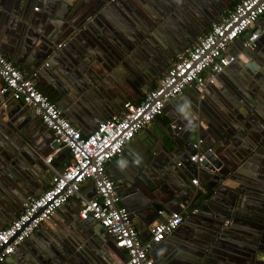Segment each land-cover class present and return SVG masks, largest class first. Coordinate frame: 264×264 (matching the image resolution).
I'll return each instance as SVG.
<instances>
[{"label": "crops", "instance_id": "0c3cea01", "mask_svg": "<svg viewBox=\"0 0 264 264\" xmlns=\"http://www.w3.org/2000/svg\"><path fill=\"white\" fill-rule=\"evenodd\" d=\"M239 1L49 0L44 5L42 0H0V52L25 76L34 80L36 87L58 106L74 127L83 135L89 134L100 122L121 115L125 102H140L149 92L148 88L156 87L175 57L189 49L197 37L206 34L211 24L230 12ZM45 7L55 10V16L45 12ZM263 28L264 16L228 46L227 54L237 55L240 59L218 77L222 82L220 86L218 84L214 88L209 85L202 90L195 85L186 88L180 96L165 104L163 114L155 118L148 128L135 135L129 143L130 157L122 154L107 164L106 171L113 181L119 178L130 187L122 195L118 189L117 192L120 205L128 209L141 239L148 238L149 229L158 219V211L154 212L150 207L158 205L165 210V203L154 197V193L160 189L153 190V185H147L137 177L136 180L130 178L128 169L132 166L131 159L137 156L143 145L151 141L157 140L173 148L174 144L167 135L171 133L170 124L178 123L184 128L186 124H195L193 134L204 132L214 136L226 123L225 116L228 119L227 114H231L234 109L233 105L228 104V99L242 112L246 111L244 103L254 108L257 97L264 96V78L261 73L254 74L245 68L247 59L241 55L242 43L247 33ZM52 39L63 44L65 49L43 59L50 61L49 68L42 66L32 70L34 67H31L32 73L38 74L36 78L26 75L22 69L25 67L23 63L32 65L35 54L37 58L42 56L47 47L46 42ZM256 44L255 48L261 54L254 58L253 64L257 66L262 63L260 57H264V35L258 38ZM23 46L26 48L25 56L21 55ZM209 91H214L213 96L209 97ZM0 102L3 106L7 105V111H14L17 115L25 110L9 97L0 95ZM187 110L183 118L182 113ZM254 122L260 135H264V121L256 119ZM20 125L23 134L16 133L17 137L25 143L30 155L37 158L36 161L28 158L26 163L19 166L21 168L17 173H20L16 176L18 186L6 191L0 185V229L10 224L20 213L10 205L7 196L16 206H20L26 198L41 194L50 183V172L42 160L51 152V133L35 116L25 117ZM7 129L5 118H0V147L2 144H13V137L7 136ZM198 139L196 136L194 143ZM228 146H232L230 150L233 155L240 152L238 170L242 174L241 179H251L253 183L236 185L231 180L225 182L227 191L234 189L236 193L242 187L246 192V196L237 194L240 204L236 202L237 207L230 213L231 226L215 224L206 213L200 215L202 218H186L175 232L152 249L154 262L264 264V218L258 219L262 208L255 203L256 194L253 191L254 186L264 182V149H259V154L248 158L235 144L224 143L225 148ZM185 152L193 153L192 147H187ZM64 161L62 156L54 159L53 164L58 168ZM179 162L182 163L180 169L191 173L189 167L192 163L186 159ZM243 174L253 177L245 178ZM189 178L191 186H195L191 180H199L198 175H189ZM222 190L230 201L233 194ZM82 191L87 192L88 196L92 194L91 186H84ZM183 204L200 210L203 206H193L192 201ZM60 209L59 213L55 212L54 218L45 222L19 247L23 255L30 256L31 249L48 243L51 231L57 228L78 250H82L79 251L80 256L88 264H120L124 261L122 254L125 257L126 254L116 252L111 237L98 230L100 228L94 222L84 223L79 219L77 200L68 201ZM71 220L77 223L75 227H71ZM17 256L23 260L20 254Z\"/></svg>", "mask_w": 264, "mask_h": 264}, {"label": "built area", "instance_id": "2783aa9c", "mask_svg": "<svg viewBox=\"0 0 264 264\" xmlns=\"http://www.w3.org/2000/svg\"><path fill=\"white\" fill-rule=\"evenodd\" d=\"M262 16L264 0H240L230 12L213 22L209 31L198 37L189 49L175 57L156 87L140 102H125L121 115L100 122L88 135L74 127L58 106L36 87L34 80L0 52V95L7 94L11 100L26 106L53 135L49 143L51 152L42 160L50 172L49 186L38 196L27 198L18 216L0 229V264L71 200L79 203L81 221L89 218L97 221L113 239L115 248L126 254V261L120 264H154L150 256L152 249L175 232L185 217L198 213V209L185 204L168 212L160 209L158 217L164 218L151 226L148 238L143 240L130 213L120 205L117 187L106 166L123 153L139 131L163 114L168 101L192 85L199 90L218 85V77L234 60L227 54L228 46L252 29ZM250 33L242 43L245 50L256 47L264 28ZM169 128L175 130L176 125L170 124ZM201 142L197 140L192 144L193 153L187 156L188 162L203 161L204 156L199 151ZM63 150L67 157L57 169L54 158ZM191 183L198 186V179ZM84 186L93 187L91 196L82 191Z\"/></svg>", "mask_w": 264, "mask_h": 264}, {"label": "water", "instance_id": "95a60500", "mask_svg": "<svg viewBox=\"0 0 264 264\" xmlns=\"http://www.w3.org/2000/svg\"><path fill=\"white\" fill-rule=\"evenodd\" d=\"M42 1L44 5H47V1L49 0ZM48 9L50 8L45 7L44 11L50 13L51 16L54 17L56 11ZM250 34L251 33H247L245 37L248 38ZM46 44L47 47L43 51L44 53L47 51V54L43 53L42 56H40L39 58H37V54H35L34 58L37 61L32 58V65L28 63H23L25 64V67H22V69L26 75H31V77L36 78L38 74L37 72L32 73V70H38V68L42 66H44L45 68H49L50 61L43 59H46L47 57L50 58V55L53 53H57L59 51L61 52L63 50L62 48L65 49V46H63V44H61V47H58V45L60 44L54 39H52L49 43L46 42ZM257 45L258 44H256V46ZM256 48L248 52L243 49L241 55L243 58L247 59V61L245 62V68L254 74L261 73L264 78V57H260L262 59V63L260 65L256 66L253 64L254 58H258V56H261L258 49ZM22 54L24 56L26 55V48L24 46L21 51V55ZM232 57H234V60L227 67V69L232 68L236 61H239L240 59L237 55H232ZM19 61L20 59H18V62ZM17 64L19 65V63ZM27 66L30 67L27 68ZM31 67L34 68L31 70ZM217 82L219 86L222 84L220 78L217 79ZM212 87L216 88L215 86ZM148 90L150 91L151 88H148ZM214 91H209V97L213 96L212 93ZM3 97H9V95L6 94ZM177 97L171 99L168 102L173 101ZM15 104L22 108H25V110L23 109V111H21L19 115L14 113V111H7V105L3 106L0 102V118H5L6 120V126L8 128L6 130L7 136L13 137V144H11L12 146L10 144L8 146L2 144L0 147V158H2V161H0V185L6 191L10 187L14 188L19 185L18 178L16 177L18 173H20H17V171H20L19 169L21 168L19 166H21L23 163H26L28 158H31L33 161H36L37 158L36 156V158L34 159L30 155V153L27 151V146H25V143L20 140L16 135V133H19L21 135L23 134V127L22 125H20V123L25 119V117L34 118V116L30 112V110L22 103L15 102ZM228 104L233 105L232 107L234 109L231 114H227L228 119H226L225 116L224 121H226V123H224L223 127L218 129L217 133L214 136L210 134H205L204 132L198 135L193 134L192 130L193 128H195V124H186V127L184 128V126L178 125V123H174L176 125V129L170 130L171 133L167 134L174 144L173 148H168L162 142H158L155 139L156 141H151L150 143L143 145V147L138 152L137 156L135 155L134 159L130 158L132 160V166L128 169V174L130 175V178H132V180H136L138 178L139 180L145 182L147 185H153L151 188H155L153 190L160 189L158 190L159 192L154 193V197L157 201H163L165 203V210L167 212L171 210H176L177 206L185 203V201H192L193 206H203H201V210L197 208L198 213L190 214L189 216L185 217V219L202 218L200 215L206 213L210 216V218H212L211 221L215 222V224H218L221 227L231 226L229 220V218L231 217L230 213L235 207H237L238 204H240V197L238 198L237 194H244L246 196V192L243 190L242 187H240L242 190L240 191L238 189L236 193L234 192V189H232L233 192L232 190L227 191L225 189V182L231 180L234 181L236 185H241L243 183L245 185H253V183L251 182V179H241L242 174L240 170H238L241 164L240 152L233 155L230 150L232 146H228L227 148H225L224 143H227L228 145L235 144V146L239 150H241L242 153H245L246 157L248 158L254 154H259V149H264V135H260V132L259 130H257L256 127L257 124L256 122H254V120L256 119L264 121V96L257 97L254 108L250 107V104L248 105L244 103L246 110L245 112L240 111V107H238L239 109L237 107H234V104L230 99H228ZM188 111L189 110L182 113L183 118L186 117V113ZM5 112L9 113L5 114ZM178 127H180L181 129L178 130ZM183 129L184 131L182 132ZM196 136L199 137L198 140L202 141L199 146V151L203 154L204 159L199 164H191L189 167L191 173H188L180 169L179 167L181 166H178V163L181 160H187V156L189 154H192L191 152L186 153L185 149H187V147L189 146L192 147V144L194 143V138ZM205 137H207L206 140H204ZM260 141H262V143H260ZM129 149L130 144L125 147L122 154L126 157H130ZM254 151H256V153H254ZM152 152L153 156L151 155ZM62 156L63 158L67 157L66 150H63L62 153L55 156L54 159H58ZM60 168L61 164L58 166L57 169ZM189 175H198L199 180L197 187L190 185ZM243 176L245 178L253 177L244 174ZM140 177H142L143 179H141ZM114 181L117 187H119L117 188L119 194L122 195L123 193L128 192L130 190V187H128L127 184H124L122 180L120 181L119 178H115ZM163 185L165 186L164 188L162 187ZM254 187L255 189L253 191L256 194L255 203H257L258 206L262 208V211L258 215V219L260 220L264 218V182L261 181L258 185ZM91 188L93 194V187L91 186ZM222 188L228 193L233 194V198L230 199V201H228V198L225 197L226 194L222 192ZM7 194L9 195L11 193ZM7 199L10 202L11 206L16 207L17 211H21L22 204L26 201L27 198L21 202L20 206H16L12 199L11 201L9 200L8 196ZM236 202L238 203L237 205ZM241 204H243L242 201ZM150 208L154 212L159 211L161 209L158 205L151 206ZM60 210L61 209L59 208L57 210V213H59ZM51 218H54V215ZM163 218L164 216L158 217V219L152 225L159 222ZM90 221L97 224L98 228H100L98 230L104 232L105 236L107 235L105 229H103L97 221L89 218L88 221H84V223ZM225 221H227L228 224H225ZM71 222V227H75L77 223H75L73 220H71ZM64 231L68 232L67 229H64ZM113 247L115 248V246ZM115 250L119 253L122 252V250L120 249L115 248ZM79 251L82 250H78L71 243V240L68 241V238H66L65 234L63 235V232L59 231V229L56 228L54 231H51L48 243H46L45 245L36 246L34 247V249H31L30 256L23 255L21 249L18 248L15 254L7 258L5 264H14L13 260L16 261L18 264H88L87 262L82 260L80 256L81 253ZM151 253L152 252H150V256ZM18 254L23 257V260H20L18 258ZM122 257L124 261H126V257L124 254H122ZM151 258L154 261V258ZM154 264H160V262L157 263L155 261Z\"/></svg>", "mask_w": 264, "mask_h": 264}]
</instances>
